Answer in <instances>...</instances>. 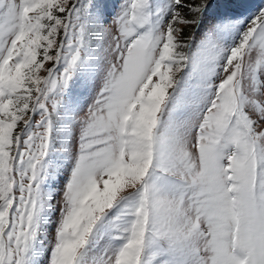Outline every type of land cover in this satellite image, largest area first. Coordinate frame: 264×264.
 I'll return each mask as SVG.
<instances>
[{"label": "snow or ice", "instance_id": "1", "mask_svg": "<svg viewBox=\"0 0 264 264\" xmlns=\"http://www.w3.org/2000/svg\"><path fill=\"white\" fill-rule=\"evenodd\" d=\"M241 3L0 0V264H264V5Z\"/></svg>", "mask_w": 264, "mask_h": 264}, {"label": "rangeland", "instance_id": "2", "mask_svg": "<svg viewBox=\"0 0 264 264\" xmlns=\"http://www.w3.org/2000/svg\"><path fill=\"white\" fill-rule=\"evenodd\" d=\"M102 3L108 4L111 6L115 0H101ZM264 5V0H242L241 6L238 9L240 14L244 17H250L257 9ZM216 14V10L213 9L209 15L214 16ZM48 63V62H46ZM48 66H51L50 63H48ZM41 74L44 75L43 69L41 70ZM92 94L91 91V85L87 82H85L84 78H79L76 80V82L73 84L72 89L69 92V95L66 99V106L69 110L73 107V105L79 100L80 102H83L84 99L89 97Z\"/></svg>", "mask_w": 264, "mask_h": 264}]
</instances>
